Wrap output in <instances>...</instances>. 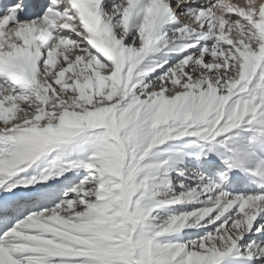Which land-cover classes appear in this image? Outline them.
Wrapping results in <instances>:
<instances>
[{
	"label": "snow or ice",
	"instance_id": "obj_1",
	"mask_svg": "<svg viewBox=\"0 0 264 264\" xmlns=\"http://www.w3.org/2000/svg\"><path fill=\"white\" fill-rule=\"evenodd\" d=\"M0 264H264V0H0Z\"/></svg>",
	"mask_w": 264,
	"mask_h": 264
}]
</instances>
